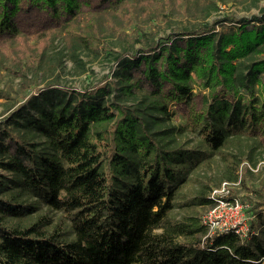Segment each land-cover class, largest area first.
<instances>
[{"label": "trees", "instance_id": "obj_1", "mask_svg": "<svg viewBox=\"0 0 264 264\" xmlns=\"http://www.w3.org/2000/svg\"><path fill=\"white\" fill-rule=\"evenodd\" d=\"M236 1L258 10L0 0V68L24 97L0 120V264H262L264 0ZM104 52L109 80L63 82ZM224 181L248 191L247 237L197 208Z\"/></svg>", "mask_w": 264, "mask_h": 264}, {"label": "rangeland", "instance_id": "obj_2", "mask_svg": "<svg viewBox=\"0 0 264 264\" xmlns=\"http://www.w3.org/2000/svg\"><path fill=\"white\" fill-rule=\"evenodd\" d=\"M249 4L250 2L241 3L236 0H225V2L223 3L222 9L228 10V11L234 10L238 15H248L252 12L251 10L253 9L255 11L258 10V8H256L255 6L250 7ZM249 7L252 9L250 10ZM85 58L87 59L91 57H85ZM87 65H88L87 72L81 75H78L74 72L72 73L69 71H67L66 73L64 72L65 74L63 75V78H62L63 82L68 86H73L77 88L88 87L95 83H99L101 80H109L111 77L110 75L112 73L111 71L114 67V63L111 59V56L109 54L107 55L105 52L103 53L101 57L88 61ZM71 66H72V62L67 60L68 69H70ZM106 76H109V78H107ZM19 80H20L19 77H16L13 74L7 72L5 68H0V89L7 90L10 88V90H13L12 92L14 96L13 99H6L4 97H0V120L4 119L5 115L8 113V108L11 105V102H14V104H18V102L22 101L24 98L22 95L16 92V89L19 88V84L21 82ZM256 170H259L258 171L259 173L255 177L254 182L259 183L262 180L263 175H264V158L260 160ZM216 171H217L216 167L210 168L207 166L202 167L198 170V172L200 173V176H202L204 181L208 178V176H214L216 174ZM194 184L198 186L196 182H194ZM227 188L229 192L227 195H224V196L228 198L235 197L240 200V202L243 204V207H244V213L248 217L249 224H250V219L252 218V214L249 211L250 203L242 199L243 196L248 194V191L246 190V188L241 186L239 182H231V183L229 182ZM233 190L235 193L233 192ZM197 208L201 212L203 218H205V214L209 210L210 207L205 208V207L198 206ZM170 212L173 215H177V216H181L184 213L183 209L179 207L172 209ZM209 231H210V227H209ZM210 234H211V231H210ZM262 264H264V261L262 262Z\"/></svg>", "mask_w": 264, "mask_h": 264}, {"label": "built area", "instance_id": "obj_3", "mask_svg": "<svg viewBox=\"0 0 264 264\" xmlns=\"http://www.w3.org/2000/svg\"><path fill=\"white\" fill-rule=\"evenodd\" d=\"M227 187L228 182L224 181L212 191L210 196L215 199V204L206 212L204 221L210 227L211 234L234 231L242 238L247 237L250 224L243 204L238 198L224 196L229 192Z\"/></svg>", "mask_w": 264, "mask_h": 264}]
</instances>
